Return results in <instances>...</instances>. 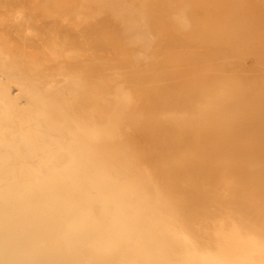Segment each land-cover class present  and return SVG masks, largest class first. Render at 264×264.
I'll return each mask as SVG.
<instances>
[{"label": "bare ground", "instance_id": "obj_1", "mask_svg": "<svg viewBox=\"0 0 264 264\" xmlns=\"http://www.w3.org/2000/svg\"><path fill=\"white\" fill-rule=\"evenodd\" d=\"M0 264H264V0H0Z\"/></svg>", "mask_w": 264, "mask_h": 264}]
</instances>
